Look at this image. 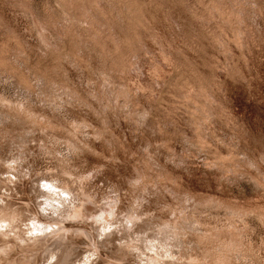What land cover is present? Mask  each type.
Here are the masks:
<instances>
[{
	"label": "clouds",
	"instance_id": "1",
	"mask_svg": "<svg viewBox=\"0 0 264 264\" xmlns=\"http://www.w3.org/2000/svg\"><path fill=\"white\" fill-rule=\"evenodd\" d=\"M0 264H264V0H0Z\"/></svg>",
	"mask_w": 264,
	"mask_h": 264
}]
</instances>
